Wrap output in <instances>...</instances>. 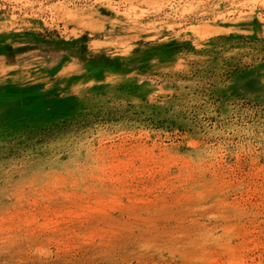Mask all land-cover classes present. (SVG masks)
I'll list each match as a JSON object with an SVG mask.
<instances>
[{
	"label": "rangeland",
	"instance_id": "obj_1",
	"mask_svg": "<svg viewBox=\"0 0 264 264\" xmlns=\"http://www.w3.org/2000/svg\"><path fill=\"white\" fill-rule=\"evenodd\" d=\"M248 15L264 0H0V264H264Z\"/></svg>",
	"mask_w": 264,
	"mask_h": 264
},
{
	"label": "bare ground",
	"instance_id": "obj_2",
	"mask_svg": "<svg viewBox=\"0 0 264 264\" xmlns=\"http://www.w3.org/2000/svg\"><path fill=\"white\" fill-rule=\"evenodd\" d=\"M110 3V2H109ZM98 8H101L102 10H104V11H106L105 13H106V15H108L107 13H114V14H116L115 12H113L111 9H109V8H104V7H98ZM97 8V9H98ZM100 9V10H101ZM240 19H241V21H242V23H247V24H249L250 25V28H252V29H254V30H256L257 29V26L259 25L258 23H260V24H262L263 25V21L262 20H260V18H259V16H257V15H248V16H245V17H240ZM125 21V23H124V26H123V28L126 26V29H129L130 27H135V28H139V27H142V26H136L135 24H132V22H130V24H128V19H124V17L122 18V21ZM220 24H221V26H225V25H227L228 24V22L227 21H225V20H223V18H221L220 17ZM257 25V26H256ZM170 29V30H172V28L170 27V26H168L167 27V29ZM261 28V27H260ZM152 31H150L151 33H154V31H156V30H153V29H151ZM106 30L105 29H103V30H100V31H98L99 33H97V31H95L96 33V38L97 37H99V35H100V33H102L105 37H109V34L111 33L110 31H109V33L107 32H105ZM157 31H159V30H157ZM247 31H249V30H245V31H243V33H245V34H247ZM173 41V40H172ZM173 44V43H172ZM7 53H9V54H12V55H16V54H18L19 53V51H16L15 50V48L14 49H11V50H9ZM106 55H108L107 53H106ZM253 79H255V81L257 82V80L258 79H256V77H254L253 76Z\"/></svg>",
	"mask_w": 264,
	"mask_h": 264
}]
</instances>
